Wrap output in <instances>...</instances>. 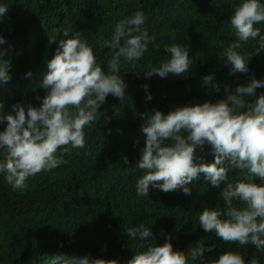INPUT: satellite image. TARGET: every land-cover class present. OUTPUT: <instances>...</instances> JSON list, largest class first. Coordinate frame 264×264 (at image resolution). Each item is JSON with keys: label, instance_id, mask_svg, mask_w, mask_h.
Segmentation results:
<instances>
[{"label": "trees", "instance_id": "trees-1", "mask_svg": "<svg viewBox=\"0 0 264 264\" xmlns=\"http://www.w3.org/2000/svg\"><path fill=\"white\" fill-rule=\"evenodd\" d=\"M5 2L8 9L0 21V34L5 38L0 45V59L8 62L11 74V79L0 85V103L5 110L17 102L38 106L36 97L45 95L40 81L59 40L64 38L65 28L71 29L69 36L79 32L94 47L97 59L106 62L112 51L100 45L110 38L121 18L139 7L147 17L149 34L160 48L149 45V52L136 62L135 68L124 65L126 103L121 105L118 98L108 95L101 111L110 119L102 122V117L101 123L86 130V147L73 149L71 155L65 156L66 164L30 177L31 187L22 194L13 191L0 176V264H48L51 256L60 254L118 259L120 264H128L140 249L136 247L138 241L130 239L124 229L142 222L151 228L158 244L170 236L174 249L187 251L198 240L206 245L214 242L216 247L206 256V264H212L229 249L240 251L246 261L258 256L260 264H264V253H258L254 246L226 244L199 226L198 216L205 206L219 203L224 207L218 194L227 181L214 187L200 174L190 185L191 195L181 190L165 193L151 186L149 197L137 198L135 193V182L142 172L134 164L145 142L139 113L154 109L167 113L185 104L215 101L224 95L225 86L234 89L253 75L264 79V52L252 56L247 74H232L219 56L234 39L230 16L238 0ZM256 26L264 32V23ZM53 36L57 42L49 44ZM173 42L189 48L190 73L183 77H146L147 65L158 66L167 59L164 46ZM255 47V42H249L242 45V51L251 54ZM29 71L31 76H26ZM207 74H214L209 84L203 82ZM213 83L220 85L219 93L212 88ZM145 84L152 96L148 101ZM260 94H264V87L257 89V97ZM4 127L0 124V130ZM197 154L206 163L214 160L208 145L203 151L198 149ZM239 172L231 169L229 180L233 181Z\"/></svg>", "mask_w": 264, "mask_h": 264}, {"label": "clouds", "instance_id": "clouds-1", "mask_svg": "<svg viewBox=\"0 0 264 264\" xmlns=\"http://www.w3.org/2000/svg\"><path fill=\"white\" fill-rule=\"evenodd\" d=\"M8 5L0 0V21L7 15ZM147 17L142 8L121 18L114 26L110 38L104 39L101 48L112 55L106 62L97 59L94 47L79 32L69 36L65 28L54 56L47 62V72L39 87L45 90L37 96L38 106L17 102L5 110L0 103V176L13 191L24 193L31 185L29 178L41 172H50L66 164V155L73 149L86 147V130L94 124L107 122L101 105L109 94L123 105L128 99L127 84L122 76L124 65L136 67L155 37L145 26ZM264 0H238L230 16L234 39L222 48L219 56L230 66L232 74L249 72L252 56L264 52ZM5 38L0 34V45ZM53 36L48 43H56ZM255 42V51H242V45ZM167 59L158 66L149 63L146 77L169 74L183 77L190 73L192 59L189 48L178 42L164 46ZM2 55V53H0ZM7 61L0 59V85L11 79ZM26 76H31L29 71ZM214 74H207L203 82L209 84ZM151 100L148 85H143ZM264 87V79L251 76L234 89L224 87V95L215 100L178 106L165 113L159 109L139 113L145 134L144 145L135 167L141 170L135 182L137 198L149 197L150 186L165 193L181 190L191 195V187L203 174L212 186L219 187L223 201L205 206L198 216L199 226L205 232L215 233L226 244L239 247L252 245L264 253V94L257 97V89ZM219 93V84H212ZM256 99H253V98ZM6 122V124H5ZM138 141H134V144ZM208 145L214 154L212 162H204L197 154ZM124 163H128L124 156ZM239 169V175L229 180V171ZM242 174V175H241ZM128 237L138 241L133 259L128 264H206V256L216 244L198 240L187 251L174 249L171 237L163 244L156 242L151 228L145 223L125 227ZM61 242V247H62ZM48 264H120L118 259H92L89 256L67 257L54 255ZM212 264H260L259 257L245 259L240 251H222Z\"/></svg>", "mask_w": 264, "mask_h": 264}]
</instances>
